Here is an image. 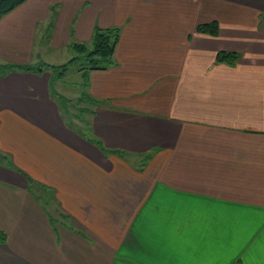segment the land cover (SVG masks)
Returning <instances> with one entry per match:
<instances>
[{
  "label": "crops",
  "instance_id": "obj_1",
  "mask_svg": "<svg viewBox=\"0 0 264 264\" xmlns=\"http://www.w3.org/2000/svg\"><path fill=\"white\" fill-rule=\"evenodd\" d=\"M96 27L120 28L83 87L104 150L21 71L35 41L73 51ZM0 59V264H264V0H26Z\"/></svg>",
  "mask_w": 264,
  "mask_h": 264
},
{
  "label": "rangeland",
  "instance_id": "obj_2",
  "mask_svg": "<svg viewBox=\"0 0 264 264\" xmlns=\"http://www.w3.org/2000/svg\"><path fill=\"white\" fill-rule=\"evenodd\" d=\"M46 31L47 29H38L37 39L39 38V36H41L42 33H45ZM87 45L89 47L92 46L91 42L87 43ZM61 49L62 50L52 49L48 45H41L40 43H38V41H35L33 50H31L33 53V64L34 66H37V68L41 64L47 66L45 67V70L47 71L48 75L44 76V80H46L48 76V90L52 94V98L55 99V103L58 106L59 118L61 120L62 126H64L67 130L69 129L71 133L73 132L75 134H78L84 140L87 139L91 143H93V140H99L96 142V144L98 145L102 139L95 133L93 119L96 115L97 108L100 106V101L93 99L91 96L87 97L85 95L89 93L86 88L85 90L87 93L83 92V87H85L84 83L86 84V81L88 79H84L83 75L80 73V68L88 63L87 59H81L71 64L67 72L62 77H58L55 68L49 67V65H63L67 63L71 58H73V56H80L81 53L85 52H82L84 51L82 50V47L79 48L77 46H73L74 52L72 50L69 51L68 49L65 50L64 48ZM37 53L41 54L38 59L36 58ZM0 64L4 67L0 68V71L2 73H7V71L10 72V68L5 66L6 62L0 59ZM21 71L26 72L24 70ZM62 95L70 99L65 108L64 102L60 97ZM87 95L89 96V94ZM127 153L128 152H126V154ZM127 157L130 158V160L132 159L133 161H137L139 158L136 156ZM9 159L10 158H6L7 163H9ZM138 162H141V160H139ZM34 189L38 190L37 187H34ZM40 193L42 199L46 200L45 193L47 192H45L44 189H41ZM54 204V201H52V203H49L48 206L50 210H54L55 213L56 210L54 208Z\"/></svg>",
  "mask_w": 264,
  "mask_h": 264
},
{
  "label": "trees",
  "instance_id": "obj_3",
  "mask_svg": "<svg viewBox=\"0 0 264 264\" xmlns=\"http://www.w3.org/2000/svg\"><path fill=\"white\" fill-rule=\"evenodd\" d=\"M26 0H0V19L10 11H12L14 8L19 6L20 4L24 3ZM198 30L200 32L204 33H210V34H216L219 30V26L217 21H211V22H205L200 23L198 25ZM120 39V28L119 27H110V28H100L96 27L93 38L91 41L92 46L89 47L87 43L85 42H77L74 43L73 46H77L79 48L82 47V52L80 56H73L67 63L63 65H49V67L55 68L57 71L58 77H62L68 70L69 66L73 64L74 62L81 60V59H87V64L85 66H82L80 68V71L84 70V79H88V72L87 69L94 70V69H105L109 66H111L114 63V54L116 50V46ZM240 57V54L233 51H220L217 54V60L220 62H226L229 64H234ZM9 67L10 69L14 70L16 65H5ZM47 67L44 64L37 66L34 65H24L21 66L23 70L27 71H43ZM0 68H4L0 65ZM87 97H89L87 94H85ZM61 100L64 102V108L67 106L66 104L69 103L68 99L65 96H60ZM99 141V140H97ZM97 141L93 140V143L96 144ZM103 142H99L97 145L99 148L101 147L102 150L105 149V145L102 144ZM112 152L124 156V152L122 150L113 149ZM150 156L146 157V160L149 159ZM145 163H143V166ZM34 186V183L32 181H29ZM7 240L6 233L0 229V243H4Z\"/></svg>",
  "mask_w": 264,
  "mask_h": 264
}]
</instances>
